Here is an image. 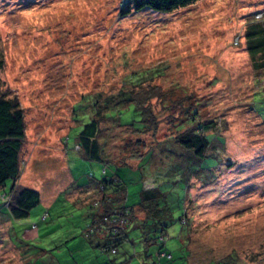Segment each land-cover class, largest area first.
Here are the masks:
<instances>
[{"label": "rangeland", "instance_id": "374dc122", "mask_svg": "<svg viewBox=\"0 0 264 264\" xmlns=\"http://www.w3.org/2000/svg\"><path fill=\"white\" fill-rule=\"evenodd\" d=\"M263 19L264 0H197L167 14L136 11L131 0H0V96L16 97L25 121L18 184L40 193L21 221L0 207V264H48L50 257L52 264H264V68L254 69L243 38L250 23ZM152 70L158 76L144 74L141 86L170 92L177 102L186 91L202 103L198 120L214 121L224 140L208 149L215 167L192 176L182 173L191 156L174 161L166 144L177 135L178 103L163 108L152 99L157 119L141 133L122 125L139 118L132 107L120 122H100L97 140L111 163L136 167L152 151L145 189L178 180L159 188V208H172L175 218L161 247L172 260L157 255L158 245L147 250L150 223L114 236L121 241L115 253L91 246L108 243L93 224L99 180L122 178L134 205L142 172L109 164L105 174L104 164L74 147L82 124L73 105L86 95L102 104L133 89L132 75ZM188 176L186 192L179 180ZM33 226L36 237L29 239Z\"/></svg>", "mask_w": 264, "mask_h": 264}, {"label": "trees", "instance_id": "16d2710c", "mask_svg": "<svg viewBox=\"0 0 264 264\" xmlns=\"http://www.w3.org/2000/svg\"><path fill=\"white\" fill-rule=\"evenodd\" d=\"M131 1L136 11L147 9L154 13L161 14L172 13L177 9L191 6L197 2V0ZM127 12L128 11H126V13ZM243 38L245 40L247 54L253 61L254 69L259 70L264 68V19L261 22L250 23L244 32ZM2 66L3 59L0 55V69ZM148 73H153L155 77L158 76V72L156 73L155 70L134 74L131 76L133 89L123 90L120 93L110 96V98L105 99L102 104H100L98 97L94 98V96L86 95L82 97L79 103L73 105V119L75 122H80L82 124V127L74 138V147H78L81 156L85 159L104 164L102 169L105 174L107 173V166L109 164L117 168L124 166L142 172L141 176L138 177L142 185L137 191L139 201L134 205H128L127 203V185L121 182L123 181L122 178L113 175L111 179L104 176L99 180L98 185L102 190L99 203L101 209L99 211L100 213L96 215V218H93V224H98L99 231H101L102 234L105 235V239L108 240V243L102 242L100 244V249L104 252H117V244L121 241L118 239L112 240V238L114 236L119 237L125 235L128 225L139 222L143 226L149 225L151 228L155 227V231H153L155 235L152 234L149 237L148 234L145 233L147 250L149 251L150 246L158 245L160 250L157 255L160 258H165L164 256L167 254L168 259L172 260L169 252H166V250L161 247H164L167 237L164 232L172 225L175 218L172 213V208H159V201H161L162 198V193L159 188L161 186L172 187V184H175L178 180L170 177L169 179L162 180L159 185L145 189L143 187L144 172L149 166L150 159L153 156L152 151L139 157L136 167L125 163L123 165L111 163L104 158L102 145L97 140L100 122L110 119L119 121L122 112L132 107L139 115L137 121L127 120L126 123H121L131 128L134 132L137 131L141 133L143 129L145 130L151 127V125H154L157 119L150 104L152 99L159 101L163 108H166L167 104L171 105L174 103L175 105L178 103L179 118L177 117L172 124L177 135H172L169 139V143L166 144H170V146L167 147L170 148V156H172L174 161L177 156H191L190 160L188 159L191 166L189 168L187 165L186 167L184 166L182 173L185 174L188 171L186 174L192 176L197 175L196 173L198 171H207L215 167V159L217 156L215 155V158L211 157L207 152L209 148L211 149L213 147L214 140L221 144L224 140L219 133L214 132L216 130V123L214 121L204 122L198 120L201 119L198 109L202 106V103L195 97L187 95L186 91H184L185 94H183L182 98L177 102L169 98L171 95L170 92L164 94L161 90H156L151 86L147 89L141 86V77ZM154 75L152 76L154 77ZM185 101H188V103L184 104ZM88 109L92 111V115H90ZM86 114L88 117H85ZM262 124L264 126V118H262ZM211 131L213 132L212 134L210 133ZM25 133L24 112L18 99L16 97L7 98L5 96H0V199L2 203L0 207L6 210L4 214L10 216L15 221L26 219L29 216L30 210L40 202V193L37 190L18 184L22 174L21 150L25 141ZM172 143H176L178 145L177 147L180 149L177 151L176 149L174 150V148H172V146H174ZM188 160H186L187 163ZM208 163H212L213 165L207 168L206 164ZM171 172L173 175V171ZM186 178L185 180L179 181L184 182L185 191L187 192L186 186L189 176ZM7 181H11L12 183L8 192L6 188ZM108 189L112 192H107ZM137 209L143 213L142 218L138 217L137 211H135ZM184 221L186 222L187 220L182 219V224H184ZM150 230L152 231V229ZM157 233H159V236ZM151 257H153V255Z\"/></svg>", "mask_w": 264, "mask_h": 264}, {"label": "crops", "instance_id": "0c3cea01", "mask_svg": "<svg viewBox=\"0 0 264 264\" xmlns=\"http://www.w3.org/2000/svg\"><path fill=\"white\" fill-rule=\"evenodd\" d=\"M80 193H81V191H80ZM98 206H100L99 204H98ZM100 212L98 211V213L96 214V215H98ZM19 221H21V220H19ZM26 232H28V230L26 231ZM26 234V233H25ZM24 237H26L25 235H24ZM26 239H27V237H26ZM102 243V242H101ZM100 243V244H101ZM100 244L99 245H97L95 242H93L92 244H91V246L93 247V245L95 246V247H99L98 249H100ZM101 250V249H100ZM47 255V251H43V252H41L40 253V257H41V259H42V261L44 260V257ZM50 259H51V261H52V258L50 257ZM49 259H47L46 260V262L48 263V264H52L53 263V261L51 262L50 260L48 261Z\"/></svg>", "mask_w": 264, "mask_h": 264}, {"label": "built area", "instance_id": "2783aa9c", "mask_svg": "<svg viewBox=\"0 0 264 264\" xmlns=\"http://www.w3.org/2000/svg\"><path fill=\"white\" fill-rule=\"evenodd\" d=\"M35 231H36V229H35L34 226L31 227V229L28 230V233H29V236H30V237H28L29 239H32V238L36 237V232Z\"/></svg>", "mask_w": 264, "mask_h": 264}]
</instances>
